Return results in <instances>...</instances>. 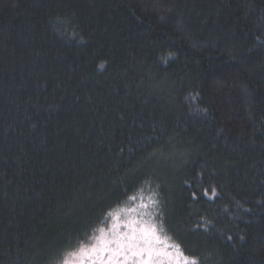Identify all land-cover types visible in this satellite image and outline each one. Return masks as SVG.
<instances>
[{"label":"trees","instance_id":"obj_1","mask_svg":"<svg viewBox=\"0 0 264 264\" xmlns=\"http://www.w3.org/2000/svg\"><path fill=\"white\" fill-rule=\"evenodd\" d=\"M149 176L185 256L264 264V0H0V264Z\"/></svg>","mask_w":264,"mask_h":264},{"label":"snow or ice","instance_id":"obj_2","mask_svg":"<svg viewBox=\"0 0 264 264\" xmlns=\"http://www.w3.org/2000/svg\"><path fill=\"white\" fill-rule=\"evenodd\" d=\"M160 187L146 177L125 206L106 213L107 223L102 221L85 232L69 245L70 250L50 255L45 264H199L197 258L185 256L181 245L167 234ZM211 194L216 196V188H211Z\"/></svg>","mask_w":264,"mask_h":264}]
</instances>
